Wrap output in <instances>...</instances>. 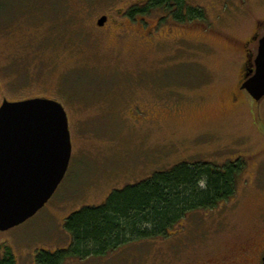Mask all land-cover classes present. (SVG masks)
Masks as SVG:
<instances>
[{
    "label": "rangeland",
    "instance_id": "obj_1",
    "mask_svg": "<svg viewBox=\"0 0 264 264\" xmlns=\"http://www.w3.org/2000/svg\"><path fill=\"white\" fill-rule=\"evenodd\" d=\"M147 1L0 0V107L58 101L73 146L45 207L0 231V253L11 250L17 264L70 247L67 218L116 190L181 163L238 160L245 169L232 199L189 213L167 238L65 264H259L264 99L239 86L245 42L256 30L264 35V0H186L203 20L178 22L162 10L127 16Z\"/></svg>",
    "mask_w": 264,
    "mask_h": 264
},
{
    "label": "trees",
    "instance_id": "obj_2",
    "mask_svg": "<svg viewBox=\"0 0 264 264\" xmlns=\"http://www.w3.org/2000/svg\"><path fill=\"white\" fill-rule=\"evenodd\" d=\"M155 10L170 14L178 22L205 18L203 9L186 0H149L130 9L127 16L136 19ZM244 169L242 160L222 167L181 163L116 190L102 205L86 206L71 214L65 222L72 239L70 247L57 252L40 251L36 264L105 257L132 242L167 238L189 213L215 209L232 199ZM0 264H17L11 250L0 253Z\"/></svg>",
    "mask_w": 264,
    "mask_h": 264
},
{
    "label": "water",
    "instance_id": "obj_3",
    "mask_svg": "<svg viewBox=\"0 0 264 264\" xmlns=\"http://www.w3.org/2000/svg\"><path fill=\"white\" fill-rule=\"evenodd\" d=\"M108 17L99 19L104 26ZM242 85L255 102L264 99V36L255 71ZM73 146L69 117L56 100H5L0 107V231L33 218L65 179Z\"/></svg>",
    "mask_w": 264,
    "mask_h": 264
},
{
    "label": "flooded vegetation",
    "instance_id": "obj_4",
    "mask_svg": "<svg viewBox=\"0 0 264 264\" xmlns=\"http://www.w3.org/2000/svg\"><path fill=\"white\" fill-rule=\"evenodd\" d=\"M264 35H260L259 31L256 32L250 37V39L245 42V62L243 65V74L241 79V85L239 86V90L241 92H247L245 89H242V85L249 78V75H252V70L255 71V59L258 55L259 43L260 39ZM236 100V99H235ZM259 264H264V246L259 245ZM4 253V252H3ZM243 263L249 262L246 259H243Z\"/></svg>",
    "mask_w": 264,
    "mask_h": 264
}]
</instances>
